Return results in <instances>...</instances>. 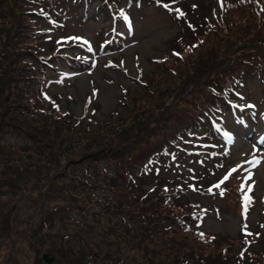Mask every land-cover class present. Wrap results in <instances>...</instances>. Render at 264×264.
<instances>
[{
    "label": "trees",
    "instance_id": "trees-1",
    "mask_svg": "<svg viewBox=\"0 0 264 264\" xmlns=\"http://www.w3.org/2000/svg\"><path fill=\"white\" fill-rule=\"evenodd\" d=\"M69 1L74 5L71 12L79 11L80 3H86L88 9H84L86 16L82 22L87 23L88 19L93 22L99 20V16L96 19L91 16L88 18L90 3L93 0ZM132 2L133 7L143 6L142 1ZM241 2L236 4H252L249 11L244 10L246 16L231 13V21L227 22L223 10H219L213 24H210L209 17L205 16L203 29L208 30L205 37L212 32L214 36L195 57L186 58L184 53L174 56V59L183 60L184 63L175 65V60H172L166 68L162 66V61L156 62L159 70L164 69L166 78L161 73L154 74L157 76V83L150 89L153 92L151 100L142 104L145 108H132L128 115L133 116L134 113L135 116L121 117L117 113L104 116L101 113L99 118L84 116L73 120L72 117L66 118L63 113L66 117L48 121L45 114H50L51 111L58 113V109L50 101V93L40 92L41 89L33 93V75L24 74L20 69H37L40 85L47 80L44 77L49 75L48 70H53L59 63L54 60L47 61L52 59L49 58L51 54L47 53L51 50V45L35 42L39 38H34V34L45 32L42 23H48L49 17L58 15L52 10L48 0H15L20 6L18 9L13 0L7 3L12 5V8L0 0L5 13L0 15V24L3 25L0 32L7 33L0 35L2 38L8 35L11 37V42L7 40L10 49L6 53L0 52V233L9 231L13 223L9 216L17 213L13 207L4 209L5 205H16L11 199L25 193L31 195L33 200V204L27 205H41L40 208L34 207L30 218H35L26 222L20 231V236L30 238L28 247L38 261V254L45 251L58 257L65 254L67 264H228L230 257L219 251L204 253L190 246L184 238L166 236L168 224L163 228L166 220L172 223H169V227H172L175 220L181 219L183 215L177 212L174 214L175 205H169V199H166L165 203L161 201L163 196L170 194L169 191H161L162 185L173 181H166L160 174L157 181L148 184V187L145 184L154 169L159 173L163 171L161 168L168 161L161 157L171 148H181L180 145L189 142V136L200 135L201 138L206 136L211 139L214 136L212 131L218 129V112L224 113L227 108L229 113L234 114V108L230 104L237 101L236 92L243 93L248 90L249 85L257 78L264 81V37L256 36L258 33H264V17L260 20L256 16L264 11V0ZM112 4L120 9H116L117 12L125 13L122 10V0H110L109 5ZM81 10L74 13L82 14V7ZM43 11H47L49 16H42ZM24 13L27 15H22ZM233 15L236 16V21L232 20ZM27 16L35 23L27 25ZM248 20L252 23L249 24ZM36 23L39 27H33ZM238 26L244 28L242 32L246 35L253 34L252 37H242L243 39L238 41L230 39L229 32H235L234 29ZM29 27L33 29H27ZM98 30L97 39L104 32L103 28ZM116 40L118 44L113 42L110 48L122 44L121 37L117 36ZM202 40L201 37L200 41ZM97 42L104 43L105 37H101ZM246 43L251 44L247 46ZM42 52H45V56H42ZM9 54L11 57L7 58ZM59 55L68 56L66 51H61ZM71 55L72 58L79 57L84 60L80 51H71ZM17 61L21 62L19 67L16 66ZM69 61L78 69L84 66L82 61ZM12 68L14 73L11 72ZM179 76L186 79L172 91L179 109L176 113L175 110L167 112L161 99L166 96L165 92H171ZM141 79L142 77L136 80L139 82ZM181 95L193 106L188 108L187 103L180 104ZM41 96H44V99ZM123 98L127 99L126 96ZM145 110L150 116L148 119L139 117L138 112ZM33 113L38 115L35 117L37 120L29 118ZM22 120L27 124L21 123ZM9 129L29 135L35 144L39 139L41 144L37 147L20 148L6 144L2 141V135ZM75 166H82L85 170L91 166V177H83L77 182L67 181L65 175L71 168L75 169ZM30 173H35V179L31 183L26 182ZM87 179H92L93 185H90ZM57 187L63 188L66 193L58 197L55 194ZM156 191L162 193L147 198V193ZM159 202L162 204H158ZM65 218L67 222L64 221ZM34 220L36 223L29 226ZM56 221H60L61 225L67 228L68 235L75 236L78 247H73V250L59 247L55 235L51 232L52 227L55 230L59 228ZM44 225L47 230L41 236ZM260 228H263V225ZM249 233L250 235L242 233L240 240L249 236L255 238L253 242L260 239L255 230ZM259 241L258 244L263 246L257 255L261 257L256 261L253 255L249 258L248 254L252 252L248 245L246 249L250 252L245 250L248 253L240 255L241 264H264V238ZM98 242L102 243V250L95 246ZM164 242L166 246L162 245ZM82 247H89V250L74 253ZM237 256L230 264H238ZM244 259L247 261L244 262Z\"/></svg>",
    "mask_w": 264,
    "mask_h": 264
},
{
    "label": "rangeland",
    "instance_id": "rangeland-1",
    "mask_svg": "<svg viewBox=\"0 0 264 264\" xmlns=\"http://www.w3.org/2000/svg\"><path fill=\"white\" fill-rule=\"evenodd\" d=\"M11 1L2 0L9 8H12V5L9 6L7 3ZM48 1L50 6L54 7L55 14L58 16L50 18L48 23H42L45 32L43 34H34V38H39L35 42L51 45V50L47 53L51 54L49 58L52 59L47 61L54 60L57 63L59 61L58 66L56 65L53 70H48L49 75L44 77L47 80L40 85L38 84L40 78L37 69H20V72L24 74L33 75V79H35L32 87L33 93L40 91V89L42 90L40 92L48 91L50 93L48 96L50 101H52V105H55V108L58 109V113L51 111L50 114H45L48 121L66 116V118L72 117L73 120L76 117L84 116L85 118L88 116L99 118L101 113L104 116L109 114L113 116L116 113L121 117L131 116L128 114L132 112V108L134 109L136 106L138 110L145 108L142 104H147L151 100L153 92L150 89L157 83V76L154 74L161 73L166 78L167 74H165L164 69L159 70V65L152 59H164L162 66L165 68L168 67V63L172 60H175V65L184 63L182 62L183 60L174 59L172 54L176 55L175 50L179 55L184 53L186 58L189 56L195 57L209 39L214 36L212 32L208 37H205V33H208V30L203 29L206 22L205 16L209 17L208 22H211L210 24L215 23L216 20L214 18L219 11L221 3H226L223 16L227 22H230L231 13L246 16L244 10L247 9L249 11L248 9L252 7L251 2L249 6L246 5L247 7L236 4L237 2L242 3L241 1L244 0H183L180 5H186L185 9L180 7L177 9L178 11L173 10L175 11L174 13L168 14L160 11L154 5V0H151V3L141 0L143 3L142 7L131 6L130 8H124L130 19H133L132 21L129 18L125 19L128 16L125 13L122 15L116 12L117 6L114 4L109 5L110 0H103L102 2H100L101 0H93L90 3L88 18L92 17V19H95L96 11H98L99 20L93 22V20L88 19V22L85 23L82 22L81 12L77 15L75 14L81 10V7L78 8L79 11H74V13L71 12L74 5L69 0ZM13 2L15 3V0ZM124 2L125 0H122V3ZM191 2L194 4V9L189 8ZM82 6H85V4H82ZM19 7L16 4V8L18 9ZM3 10L4 7L0 3V15H5ZM118 10L120 9L118 8ZM9 12L10 10L7 11V13ZM35 12L38 15V12ZM22 15L27 14L24 13ZM44 15H47V13L44 12L42 16ZM112 15L113 17H110ZM256 16L262 20L264 11L261 15ZM257 18L255 19L257 20ZM236 19V16L233 15L232 20L236 21ZM26 21L27 25L35 23L32 19H28V16ZM115 22L117 24L122 23L119 26L122 31L121 34L123 36L125 31L129 37H123L125 40L123 46L119 51L113 52L108 49L109 46L100 45L97 41L104 36L107 38L106 44H109L110 37L114 39L115 35H119L117 29L116 31L112 30ZM124 22L128 25H124ZM247 22L249 24L252 23L251 20ZM238 25L241 24L238 23ZM2 26L0 24V28ZM33 27H39V24L36 23ZM30 28L32 27L27 29ZM101 28H103L104 32L97 39L98 29ZM234 30L235 32L232 30L233 33L229 32V38L233 41L241 40L243 39L242 37L250 38L253 35L249 36L242 32L244 30L242 26H238ZM0 33L7 35L6 32ZM256 36L264 37V33H258ZM201 37L202 41H200ZM7 40L11 42L9 35L3 38L0 35L1 53H6L10 49ZM78 42L87 44L92 49L84 50ZM246 44L248 46L251 43ZM74 49L84 52L85 55L82 54L84 60H80L78 57L70 58L71 53L69 51ZM61 51H66L68 56H60L59 53ZM42 56H45V52H42ZM8 57H11V54ZM68 59L75 63L82 61L81 63L84 66L78 69ZM17 64L15 65L19 67L21 62L17 61ZM177 66L182 68V66ZM11 72L14 73V68L11 69ZM151 75L155 77L153 78ZM141 77L142 79L137 83L135 79ZM184 81L186 79H182L179 76L171 92L164 93L166 96L162 97L161 101L166 106L167 112L175 110L176 113L179 109V104L175 100L174 92L172 93V91L175 87L181 86ZM254 82H256L253 86L255 92L252 91L253 87L249 89L252 92L251 97H253L254 93L258 96L264 91L258 79L254 80ZM124 96L127 99H124ZM41 98L44 99V96H41ZM185 103H187V100L184 95H181L180 104ZM247 103L250 105V102ZM245 104L246 102L244 101L239 102L241 108ZM190 106H193L192 103H187V107L190 108ZM251 106L253 107V104ZM253 108L255 109V105ZM263 110L264 108L262 109V107L254 110L255 120L263 118ZM69 111L71 114H68ZM238 111L239 109L235 110V112ZM147 112L146 110L141 113L138 112L139 117L148 119L150 116H148ZM36 116L38 115L33 113L29 115V118L36 119ZM133 116H135L134 113ZM239 118V114L234 116L227 113L222 114L218 118L222 131L220 130L221 132L218 134L220 142L214 140L215 145L207 144L206 140L211 139H207L206 136L201 138L200 135H196L195 137L189 136V142L180 145L181 148H171L167 152V157L171 159L170 164H165L161 168V170L163 169L161 173L158 171L150 173L153 170L152 165V169L149 171L150 175L147 177V184H145L148 187V184L158 180L157 178L160 174L164 179H167L166 181H173L170 184L162 185L161 191H169L170 194L163 196L161 201L164 202L169 199L171 201L169 205H175L174 214L177 212L183 215H181V219L175 220L172 227H169L170 221L166 220L163 227L165 228L168 224L166 226V236L169 238H184L186 242L190 243V246L195 249L198 248L200 249L199 251L204 253L205 251H214V253L219 251L221 254L230 257V261H226L228 264L237 255L238 262L236 261V263L241 264L240 255L248 253L245 251H249V249H246L248 245L252 252L250 255L248 254L249 258L253 255L254 261L259 259L261 255H257V253L263 245L260 246L261 244H258V242H260L261 238H264V149L254 137L252 138L253 133L250 128L245 129L237 124ZM124 121L131 123L130 121ZM21 123L27 124L24 120ZM262 135H264V130H262ZM262 138L260 137V143L264 144V138L263 140ZM2 139L6 144L16 146L15 148H20L21 146L37 147L41 144L39 139L35 144L29 135L13 129L5 132L2 135ZM161 158L164 159L165 157ZM249 161L252 163H248ZM1 167L2 161L0 159V170ZM75 167V169L71 168L72 170L65 175L67 181L77 182L83 177L85 179L86 177H91L90 171L93 170L91 166L86 170L82 169V166ZM232 169H236V171L231 172ZM132 171L136 172L135 170ZM230 172L229 178L221 183L225 175ZM34 179L35 173H30L26 177V182L30 181L29 183H31ZM88 181L90 185H93L92 179ZM23 185L27 186L26 184ZM217 185L219 187H216ZM194 186L195 188L193 189L192 187ZM161 191L160 193L158 191L155 193L149 192L146 196L147 198L156 196L161 194ZM93 192L95 193L96 191L94 190ZM65 193L66 191L63 188H56L55 194L58 197L63 196ZM245 196L249 197V199L245 200ZM53 197L55 198L56 196L54 195ZM11 200L16 205H5L4 209L9 210L13 207L12 209L15 208L17 213L16 215L13 214L14 216L12 217L9 216V219L13 220L9 231L0 233V243H2L0 245V264H67L65 262L68 259H64L65 254H61L59 257L51 254L54 258L49 262L44 261L40 254H38L39 261L35 258V255L28 247L30 238L20 236V231L25 227L26 222L35 218H30L34 212V207L39 206L38 208H40L41 205H27L28 203L33 204V200L31 195L25 193L22 196L18 194ZM51 204H53V201ZM158 204L162 203L159 202ZM64 221L67 222V219L65 218ZM35 223L36 221L34 220L29 226ZM61 224L60 221H56V225L59 228L56 230L53 227L51 228L53 236L55 235V241L59 244V247L64 246L67 247V250L71 248L73 250V247H78V240L75 239V236L68 235L67 228ZM262 225L263 228H260ZM41 230L42 236L47 230L45 225ZM253 230L257 232L260 239H256L253 242L255 238L249 236L244 240H240L242 233L246 234ZM74 231L73 234L75 235ZM44 237L46 238V236ZM162 245L166 246L167 244L164 242ZM95 246L102 250L100 248L102 243H95ZM88 250L89 247H82L81 249H76L74 253H82ZM90 256L88 257L89 259H91ZM245 261L247 260L244 259Z\"/></svg>",
    "mask_w": 264,
    "mask_h": 264
},
{
    "label": "snow or ice",
    "instance_id": "snow-or-ice-1",
    "mask_svg": "<svg viewBox=\"0 0 264 264\" xmlns=\"http://www.w3.org/2000/svg\"><path fill=\"white\" fill-rule=\"evenodd\" d=\"M125 19H127V17H125ZM249 107H251V106H249ZM248 163H252V162L249 161ZM234 171H236V169H232L231 170V172H234ZM231 172L228 175H225V177L223 178V180L221 181V183H223L224 181H226L229 178V175L231 174ZM216 187H219V185H217ZM221 194H223V193H221ZM248 199H249V197L245 196V200H248ZM248 234L250 235V233H248ZM201 235H203V234H201Z\"/></svg>",
    "mask_w": 264,
    "mask_h": 264
},
{
    "label": "water",
    "instance_id": "water-1",
    "mask_svg": "<svg viewBox=\"0 0 264 264\" xmlns=\"http://www.w3.org/2000/svg\"><path fill=\"white\" fill-rule=\"evenodd\" d=\"M43 259H44V261H46V262H49V261L52 260V258L49 257L47 254H43Z\"/></svg>",
    "mask_w": 264,
    "mask_h": 264
}]
</instances>
